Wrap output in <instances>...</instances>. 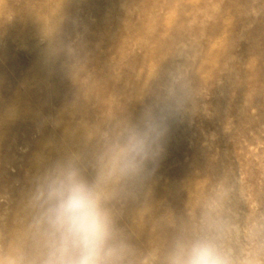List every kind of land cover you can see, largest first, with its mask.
Instances as JSON below:
<instances>
[{"label":"rangeland","instance_id":"obj_1","mask_svg":"<svg viewBox=\"0 0 264 264\" xmlns=\"http://www.w3.org/2000/svg\"><path fill=\"white\" fill-rule=\"evenodd\" d=\"M95 1L43 8L34 60L16 25L0 35L2 220L22 225L0 227V256L29 238L47 177L74 166L91 182L114 143L152 126L158 150L106 193L124 264H167L216 198L227 247L264 264V0H98L104 19L82 7ZM82 114L91 133L64 156Z\"/></svg>","mask_w":264,"mask_h":264},{"label":"clouds","instance_id":"obj_2","mask_svg":"<svg viewBox=\"0 0 264 264\" xmlns=\"http://www.w3.org/2000/svg\"><path fill=\"white\" fill-rule=\"evenodd\" d=\"M160 133L152 126L114 143L96 178L89 182L68 166L46 178L36 200L38 214L26 243L0 264H124L109 212L107 189L139 169ZM231 226L222 198L210 200L201 212L199 230L176 241L167 264H259L241 250L227 247Z\"/></svg>","mask_w":264,"mask_h":264},{"label":"bare ground","instance_id":"obj_3","mask_svg":"<svg viewBox=\"0 0 264 264\" xmlns=\"http://www.w3.org/2000/svg\"><path fill=\"white\" fill-rule=\"evenodd\" d=\"M110 1L112 2V0ZM52 2L53 0L49 2L46 0H0V35L5 34V31L7 30V28L9 29L10 27H14L16 25L17 27L12 37V43L13 42L15 43L14 41L15 39H20L24 43L31 42L29 44L30 47L28 51V54H29L28 57H31V59L33 60L39 56H42V55L45 56V53L47 52V47L39 43L40 38L43 36V34L42 32H40L38 25L43 20L41 10L43 8L47 9L51 5ZM97 3H98V0L92 3L86 2L82 7H84V9L95 8V14L98 16V18L104 19L105 12L103 11L101 5L97 6ZM70 25H71L70 29H73L76 27L77 24L75 25V23H71ZM123 42H125V40H123ZM107 50L110 52L111 48H107ZM71 56L73 57V54L70 51H68L64 55V57H66L67 59L69 57L71 58ZM102 59H104V57ZM44 70L45 68L41 67V71H44ZM17 95H19L18 91L15 93V97ZM2 97L4 98V100L0 103V118L6 119L8 115H11V112H8V111L3 112V109H2L3 105L5 104L4 101L8 99V93H6V90L2 92ZM57 111H58V114H61L63 110L57 109ZM77 119H78V124H80L79 126L80 128L78 127V130L70 133V139L72 140V146L69 149L68 148L62 149L61 153L64 156H68L70 153H73V150H75L77 146H79L80 144V140H81L80 138L86 137L91 133V130L87 123L88 121L86 120L85 117H83V114L80 116V118H77ZM2 128H3V125L0 126V131ZM9 164H13V163L9 162ZM5 196H6V192L0 191V227L7 225V226L12 227V229L20 232L22 229V225H20L21 220H18V224L20 226L16 224L15 222H10V218L8 221L2 220L3 216L5 215V212L3 211L5 203L1 199L4 198ZM37 210H38V207H37ZM31 224H33V221ZM12 243H15V245H19L24 242L22 239H17V240H14V242Z\"/></svg>","mask_w":264,"mask_h":264}]
</instances>
